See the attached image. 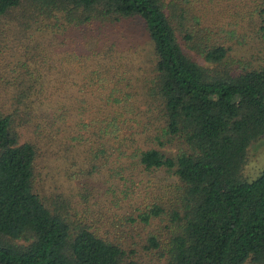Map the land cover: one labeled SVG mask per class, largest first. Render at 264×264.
<instances>
[{
	"label": "trees",
	"instance_id": "obj_1",
	"mask_svg": "<svg viewBox=\"0 0 264 264\" xmlns=\"http://www.w3.org/2000/svg\"><path fill=\"white\" fill-rule=\"evenodd\" d=\"M251 1L264 44V0ZM233 2L0 0V264H147L131 238L78 217L67 194L78 147L91 174L108 161L120 167L121 119H135L140 105L136 133L176 150L136 148L128 159L173 177L174 199H144L123 230L167 220L165 248L153 234L144 247L163 249L166 264H264V166L251 180L242 174L249 146L264 136V65H224L226 43L237 38L236 23L224 21ZM132 30L144 37L139 63ZM142 63L149 81L131 77ZM74 65L87 70L79 83L69 77ZM87 91L93 100L71 96ZM44 123L56 139L43 137ZM47 159L58 161V183Z\"/></svg>",
	"mask_w": 264,
	"mask_h": 264
},
{
	"label": "rangeland",
	"instance_id": "obj_2",
	"mask_svg": "<svg viewBox=\"0 0 264 264\" xmlns=\"http://www.w3.org/2000/svg\"><path fill=\"white\" fill-rule=\"evenodd\" d=\"M213 1V0H206ZM215 1V0H214ZM226 4V2H225ZM232 7L227 10L225 22L232 21L236 23L235 36L237 38L230 39L226 45L230 47L224 65L227 69H241L242 67L258 68L264 65V44L261 41V34L258 31L259 26L257 25L258 16L253 12V1L251 0H234L231 4ZM133 33V37L128 38L129 43H134L135 51H137V61H141L142 55L146 57L144 51V37L138 30L129 31ZM91 36L87 35L86 38ZM14 37V34H13ZM15 40V39H14ZM69 46L72 47L76 44V39H68ZM67 41V42H68ZM11 43H14L11 40ZM16 44V42H15ZM3 44L0 43V46ZM4 47V46H3ZM0 48V51L3 50ZM193 59H196L200 64L207 65L203 58H201L194 49H184ZM132 56L131 52H123V56ZM86 65V64H85ZM94 62L89 61L87 64L88 69H99L102 72L100 66H93ZM90 67V68H89ZM97 67V68H95ZM90 70H88L89 72ZM70 79L76 83L84 80V76L87 70L82 65H74L70 70ZM131 77L141 81H149L152 79V73L149 67L141 64L140 68L130 69ZM88 75V74H87ZM142 93V91H141ZM71 96H82L86 100H93L95 97L89 94L87 91L83 95L77 93H71ZM140 105L137 112L142 109ZM95 110V109H93ZM132 116H126L121 119L120 126L122 127L123 133H121L120 141L114 145L119 147L118 151L125 154L124 158L120 162L116 161L115 165L120 166L114 168L110 161L103 166L99 172L93 173L90 171V163L85 159L83 149L78 147L77 151H73V156L79 165H75L72 169L74 170V179L71 181L70 186L67 190L68 196L71 198L72 205H75V213L78 217L84 216L93 225H98L101 228H105L107 233L113 238L118 240H130L131 247L137 252L138 259L142 260L147 264H166V257L164 256L163 249L169 238L172 236L173 226L167 220L157 221L154 220L149 226L142 224H135L127 230H123L122 225L128 221V217H135L139 214L144 207H140L143 200L155 201L157 198L166 201V205L169 206L171 199H174V194L170 193L173 190L172 183L175 181L173 177L168 176L162 171L146 172L141 168L133 165L134 160L128 159L130 154L136 148H145L148 146H155L161 151L167 153H173L176 150L174 144L168 147H160L156 143H152L143 134H137L138 121L141 120L140 113ZM72 116L68 117L66 123L68 125H75V121L80 119L79 111L74 110L70 113ZM143 114V113H142ZM79 116V117H78ZM86 122L87 119H84ZM41 130L43 131V137L56 139L58 133L50 124H42ZM78 136V134H76ZM84 137H88L86 133ZM54 141V140H53ZM51 144L48 143L46 148L50 149ZM56 147L52 145L51 149ZM110 152V150L108 151ZM116 154V152H115ZM52 165H56V168L51 169V175L53 180L58 183V175L61 174V168L58 167V161L47 159ZM264 166V136L252 142L247 151V159L243 166L242 174L251 180L255 178L262 167ZM116 171H122L121 180L117 175H114ZM49 190V189H47ZM170 191V192H169ZM151 203V202H150ZM163 203V202H162ZM153 234L158 237L163 245L162 250L152 251L146 250V238L148 235ZM247 264V263H246Z\"/></svg>",
	"mask_w": 264,
	"mask_h": 264
}]
</instances>
